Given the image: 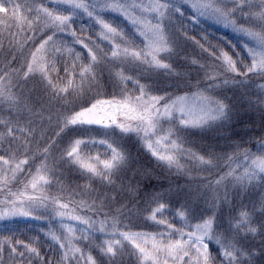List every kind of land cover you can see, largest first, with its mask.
Listing matches in <instances>:
<instances>
[{
    "label": "snow or ice",
    "instance_id": "6c2138e0",
    "mask_svg": "<svg viewBox=\"0 0 264 264\" xmlns=\"http://www.w3.org/2000/svg\"><path fill=\"white\" fill-rule=\"evenodd\" d=\"M0 14V264H264V0Z\"/></svg>",
    "mask_w": 264,
    "mask_h": 264
},
{
    "label": "rangeland",
    "instance_id": "374dc122",
    "mask_svg": "<svg viewBox=\"0 0 264 264\" xmlns=\"http://www.w3.org/2000/svg\"><path fill=\"white\" fill-rule=\"evenodd\" d=\"M14 2H22V0H14ZM3 15V14H0ZM202 26L205 29V31L209 34V38L212 39L213 43H216L218 41L219 38H223L224 42H225V46H226V42L231 40L233 43H235L237 41V36L231 32L230 29L224 28L221 25H217L215 23H213L210 20H202ZM91 36L93 40L96 39V37L93 35V33L88 32L87 35H85L83 38L85 39V42H88V37ZM199 38V37H197ZM3 44L5 45V47L7 46V41L4 40ZM77 49H80V46L77 45ZM227 50V48H226ZM188 51H192L191 48L188 49ZM84 52L86 53V50H84ZM3 50L0 49V58H2L3 56ZM195 75V74H193ZM194 91V90H193ZM178 94H183V91H181ZM229 95H231V93H229ZM238 107H241V117H240V122L235 124L234 127V134H239V135H244L245 131H247L248 129H246L245 127H243V106L238 104ZM255 118L252 116V114L249 115V118ZM257 119V118H256ZM258 120V119H257ZM258 127V126H257ZM259 130V128L257 129V131ZM50 131L49 127L47 125H45V132ZM95 135V134H93ZM245 139H247V137L245 136ZM221 143H223V141H221ZM249 147H252V150L255 151V146L254 145H249ZM93 151H99V152H103L104 149L102 146H97L95 149H93ZM173 180L177 179V177L173 176L172 177ZM181 182L183 180V178H180ZM153 183H155V181H153ZM72 206L70 205V208ZM18 223L21 225V227H24V223H31L32 225V230L33 232H30L29 235L35 234L36 231H38V228L36 226H38V224L40 222H36V221H18ZM69 223H74V222H69ZM125 223H127V221H125ZM151 223V222H149ZM9 227H12V225H9ZM57 229V234H64L65 236L67 235L66 231L60 227V225H55L54 226ZM4 225L2 223H0V236H2L4 234ZM134 230H143V231H154L155 229L152 227H147L145 226L143 223H140V225L136 228H134ZM79 235V233H77V236ZM21 239H24V236L20 237ZM43 250V251H42ZM45 251H47V248H43L41 249V254H43Z\"/></svg>",
    "mask_w": 264,
    "mask_h": 264
},
{
    "label": "trees",
    "instance_id": "16d2710c",
    "mask_svg": "<svg viewBox=\"0 0 264 264\" xmlns=\"http://www.w3.org/2000/svg\"><path fill=\"white\" fill-rule=\"evenodd\" d=\"M193 74H195V73H193ZM251 113H248V114H245V113H243V124L247 121V120H249L248 118H249V115H250ZM256 118V117H255ZM258 119V118H257ZM257 125H258V120H257ZM257 129H258V127H257ZM137 223V225L139 226L140 225V222L139 221H137L136 222ZM31 225V223H24V225ZM32 226V225H31ZM134 230V229H133ZM31 232H33V231H31ZM43 251V250H42Z\"/></svg>",
    "mask_w": 264,
    "mask_h": 264
}]
</instances>
